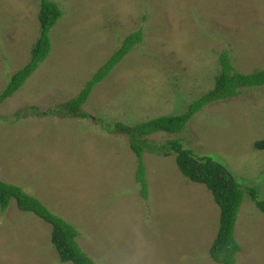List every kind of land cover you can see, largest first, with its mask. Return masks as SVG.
Instances as JSON below:
<instances>
[{
    "label": "rangeland",
    "instance_id": "rangeland-1",
    "mask_svg": "<svg viewBox=\"0 0 264 264\" xmlns=\"http://www.w3.org/2000/svg\"><path fill=\"white\" fill-rule=\"evenodd\" d=\"M64 12L52 51L0 105V177L22 187L80 233L98 264H217L209 250L220 209L208 188L179 170L175 155L146 152L149 195L136 182L137 156L114 126L184 113L212 90L227 52L242 73L264 69V0H53ZM41 0H0V94L31 60ZM142 31L137 44L69 116L63 105ZM210 156L264 199V87L210 104L182 133L160 132ZM52 228L13 200L0 209V264L60 260ZM236 264H264V214L245 198L236 226Z\"/></svg>",
    "mask_w": 264,
    "mask_h": 264
},
{
    "label": "trees",
    "instance_id": "trees-1",
    "mask_svg": "<svg viewBox=\"0 0 264 264\" xmlns=\"http://www.w3.org/2000/svg\"><path fill=\"white\" fill-rule=\"evenodd\" d=\"M63 16V9L58 3L53 0H41L39 13L41 31L32 49L31 60L11 77L6 89L0 94V105L14 96L49 57L52 51L51 31ZM142 40V31L126 37L123 45L102 65L80 94L63 105L64 111L72 117H89L87 113L80 112V109L88 102L96 86L102 83ZM220 63L221 72L216 78L214 88L191 103L184 113L159 116L133 126L116 123L114 128L127 136L130 147L137 156L136 182L140 185L144 199L149 195L147 166L144 160L146 152L163 157L175 155L181 173L191 182L208 188L220 209L219 229L209 255L217 264H236L238 254L242 251L236 239V226L241 206L245 198L249 197L264 214V199L258 198L255 189L243 187L225 166L214 161L210 156L195 155L191 150L186 149L181 141L169 140L155 144L149 140L150 136L160 132L182 133L204 107L238 97L244 89L264 87V69L249 74L242 73L234 68L227 52L220 55ZM255 147L263 150L264 141L256 142ZM13 200L21 211L30 212L51 226V242L62 262L98 264L82 249L78 242L80 233L75 226L55 215L43 202L28 194L22 187L7 183L0 177L1 211L5 212Z\"/></svg>",
    "mask_w": 264,
    "mask_h": 264
}]
</instances>
